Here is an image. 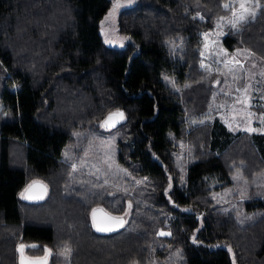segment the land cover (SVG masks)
I'll list each match as a JSON object with an SVG mask.
<instances>
[{
	"label": "trees",
	"instance_id": "trees-1",
	"mask_svg": "<svg viewBox=\"0 0 264 264\" xmlns=\"http://www.w3.org/2000/svg\"><path fill=\"white\" fill-rule=\"evenodd\" d=\"M113 1L0 0V264H264V131L188 122L218 81L205 55L224 0H138L123 48L99 33ZM259 1L228 50L264 58ZM108 133L117 187L70 164ZM34 182L43 198L20 196ZM97 206L123 226L97 231Z\"/></svg>",
	"mask_w": 264,
	"mask_h": 264
},
{
	"label": "rangeland",
	"instance_id": "rangeland-1",
	"mask_svg": "<svg viewBox=\"0 0 264 264\" xmlns=\"http://www.w3.org/2000/svg\"><path fill=\"white\" fill-rule=\"evenodd\" d=\"M137 1L119 0L121 6L114 12L113 4L117 0L109 6L99 22V33L107 45L123 48L128 43L134 42L130 35L120 30L118 18L122 9L133 6ZM229 2L230 0H224L221 3V8L225 12L218 14L215 18L214 47L205 55L209 58V72H216L219 75L216 87L208 109L201 115L189 117L188 122L190 125H197L201 124L200 121L206 123L218 119L231 131H248L250 128H255L257 129L255 132H263L264 121L261 117H264V58L244 45L228 50L222 44V36L229 31H234L226 22L222 27H217L219 18L224 17L225 21L232 18L231 10L223 7ZM256 2L257 0H252L253 5ZM258 2L261 5L259 0ZM233 6L239 9L235 0H233ZM259 9H254L255 17ZM244 25L240 27V30ZM116 150L115 134L108 133L106 136L94 139L80 155L70 157V164L73 168H81L85 165L90 172L100 174L97 178L105 185L117 187L113 179L120 176L123 171L116 163ZM32 180L30 179L31 182ZM30 184L22 190L20 196H23L26 191L29 192ZM25 245L28 244L25 243Z\"/></svg>",
	"mask_w": 264,
	"mask_h": 264
},
{
	"label": "snow or ice",
	"instance_id": "snow-or-ice-1",
	"mask_svg": "<svg viewBox=\"0 0 264 264\" xmlns=\"http://www.w3.org/2000/svg\"><path fill=\"white\" fill-rule=\"evenodd\" d=\"M236 3H238L239 5V9L237 10V8H235L233 6V0H230L229 3H226L223 5V7L225 9H229L232 12V18L230 20L225 21L224 17L219 18V20L217 21V27H222L223 23H227L228 26L234 30V31H239L240 27L246 23L249 22L250 19H254L255 15H256V11L254 10L255 8H260L261 5L259 4L258 0L257 2L253 5L252 0H235ZM121 5L119 3V0H117L116 3L113 4V12L119 8ZM111 14V13H110ZM200 19H204L203 16H200ZM223 34V33H221ZM207 36V34H205ZM114 116H118L119 119H123V113H115V114H109V117L102 123V127H113L114 124L118 121L114 120L113 117ZM261 120L264 121V117H261ZM195 123V121H193ZM200 123H203V121H200ZM248 131L250 132H255L257 131V129L255 128H250L248 129ZM35 183V182H34ZM36 199H42V196L39 197H34ZM95 212L96 210L93 209V226L96 227L97 231H113L114 228H104V227H100L96 224L95 222ZM113 220L119 221V223H117L115 225V227H122L124 221L119 218V217H112ZM170 233H166V232H161L160 235H169ZM35 247V246H33ZM23 248V246H21V249ZM45 259L47 258V255L49 254V250L45 249ZM70 249H65V254L70 253ZM21 264H24V261H21Z\"/></svg>",
	"mask_w": 264,
	"mask_h": 264
},
{
	"label": "water",
	"instance_id": "water-1",
	"mask_svg": "<svg viewBox=\"0 0 264 264\" xmlns=\"http://www.w3.org/2000/svg\"><path fill=\"white\" fill-rule=\"evenodd\" d=\"M113 119L118 121V117L117 116H114ZM29 186H30L29 192L26 191L24 193V194L27 195L26 197L36 199L34 197H39V196H43L44 195L45 188H44V185L42 183L35 182V183L30 184ZM93 209L96 210V212H95V222L100 227L118 229L119 227H115V225L117 223H119V221L113 220L112 217H119L123 221H125L124 217L118 216V215H114V214L108 212L105 208H103L101 206H97V207H95ZM91 223L93 225V210L91 212ZM94 228L96 229V227H94ZM101 232H108V231H101ZM20 251L22 252L21 248H20ZM20 259H21V261L23 259L22 253H21V258ZM44 264H45V262H44Z\"/></svg>",
	"mask_w": 264,
	"mask_h": 264
}]
</instances>
